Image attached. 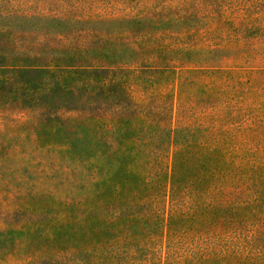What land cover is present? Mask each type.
<instances>
[{"label":"trees","instance_id":"1","mask_svg":"<svg viewBox=\"0 0 264 264\" xmlns=\"http://www.w3.org/2000/svg\"><path fill=\"white\" fill-rule=\"evenodd\" d=\"M0 264H264V0H0Z\"/></svg>","mask_w":264,"mask_h":264},{"label":"rangeland","instance_id":"2","mask_svg":"<svg viewBox=\"0 0 264 264\" xmlns=\"http://www.w3.org/2000/svg\"><path fill=\"white\" fill-rule=\"evenodd\" d=\"M25 78L27 79H30L32 81V85L33 87H35L36 89L37 88H42V86L44 85L45 83V86H46V80L48 78H44L43 77V72L41 71H30L28 73L25 74ZM43 92L42 89H39ZM57 88L55 86V84L53 83H47V87H46V91L44 93V98L46 99H53V98H56L58 97L59 98V95L57 94Z\"/></svg>","mask_w":264,"mask_h":264}]
</instances>
